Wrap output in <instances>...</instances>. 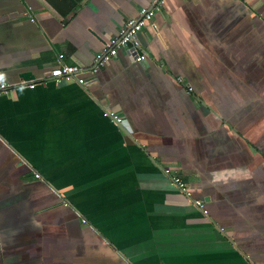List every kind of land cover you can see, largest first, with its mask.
<instances>
[{"label": "crops", "instance_id": "obj_1", "mask_svg": "<svg viewBox=\"0 0 264 264\" xmlns=\"http://www.w3.org/2000/svg\"><path fill=\"white\" fill-rule=\"evenodd\" d=\"M153 5L0 0V86L86 73L0 92V264H264V0H164L92 74Z\"/></svg>", "mask_w": 264, "mask_h": 264}, {"label": "built area", "instance_id": "obj_2", "mask_svg": "<svg viewBox=\"0 0 264 264\" xmlns=\"http://www.w3.org/2000/svg\"><path fill=\"white\" fill-rule=\"evenodd\" d=\"M153 8H144L140 11V16L137 19H130L124 28L120 31L119 35L112 38L103 48V50L96 57L95 68L92 70V74H95L98 70L104 68L108 63L114 60L122 48L128 50L136 49L138 45L137 35L153 20L156 11L161 10L164 0H153ZM64 55L59 56V65L53 68L50 72V78H38L31 81H23L20 84H7L3 83L0 86V92H4L10 88H18L20 86H29L34 89L39 84H47L49 81H53L56 84L63 83H76L80 86H84L86 79L84 77L85 68L78 65H67L62 60ZM192 91V89H190ZM109 115V113H105ZM110 116V115H109ZM111 119L116 124H123V118L118 114H111ZM166 176L169 178L171 184L175 186L189 202L198 208L204 215H208V210L203 200L194 199L192 192L187 182L178 173H173L170 170H165ZM37 177H39L37 175Z\"/></svg>", "mask_w": 264, "mask_h": 264}, {"label": "water", "instance_id": "obj_3", "mask_svg": "<svg viewBox=\"0 0 264 264\" xmlns=\"http://www.w3.org/2000/svg\"><path fill=\"white\" fill-rule=\"evenodd\" d=\"M135 54H137L136 51H135ZM24 77L28 78V77H30V74H25Z\"/></svg>", "mask_w": 264, "mask_h": 264}, {"label": "rangeland", "instance_id": "obj_4", "mask_svg": "<svg viewBox=\"0 0 264 264\" xmlns=\"http://www.w3.org/2000/svg\"><path fill=\"white\" fill-rule=\"evenodd\" d=\"M205 216H208V215H205Z\"/></svg>", "mask_w": 264, "mask_h": 264}]
</instances>
